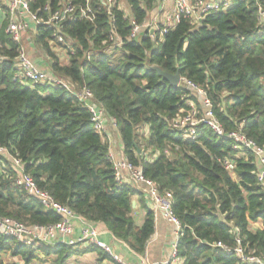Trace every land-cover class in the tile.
Segmentation results:
<instances>
[{
  "label": "trees",
  "instance_id": "trees-1",
  "mask_svg": "<svg viewBox=\"0 0 264 264\" xmlns=\"http://www.w3.org/2000/svg\"><path fill=\"white\" fill-rule=\"evenodd\" d=\"M125 1L130 15L118 6L110 16L99 0H92L94 23L77 18L63 24L61 31L76 52L67 64L55 58L53 29L40 26L34 39L52 60L54 74L79 89L90 88L117 121L128 161L142 165L160 194H172L183 264H241L235 254L215 247L221 242L235 248L237 240L245 252L264 260V185L258 159L252 151L242 154L206 124L198 126L195 138L175 129L191 104L204 115L203 99L184 84L172 86L152 69L179 74L202 88L226 133L242 130L264 149V28L257 15V3L264 6V0L239 1L199 24L182 19L163 40L157 34L156 40L142 36L138 41H129L131 20L146 22L157 0ZM65 2L85 6L86 0H30L32 12L45 20ZM6 26L7 18L0 30L2 53L10 57L0 65V147L19 159L56 202L93 225L104 224L143 255L155 234L154 212L144 206V223L136 224L132 203L141 192L117 182L108 141L75 97L47 83L13 80L18 46L5 34ZM112 27L124 46L88 59L89 52L105 48ZM226 159L236 164L234 173L226 170ZM17 178L11 158L0 154V219L12 218L30 228L60 223L62 217L18 187ZM74 248L26 246L0 233V264H66ZM87 251H97L100 261L109 257L93 245Z\"/></svg>",
  "mask_w": 264,
  "mask_h": 264
},
{
  "label": "built area",
  "instance_id": "built-area-1",
  "mask_svg": "<svg viewBox=\"0 0 264 264\" xmlns=\"http://www.w3.org/2000/svg\"><path fill=\"white\" fill-rule=\"evenodd\" d=\"M101 5L106 8L107 13L111 16L114 8L121 7V0H99ZM162 3H173V14L167 20V25L159 26L156 20L153 22H144L138 24L134 19L131 20V34L129 41H138L143 37H150L156 40L157 34L161 40L167 34L169 28H173L182 19H189L191 24H199L207 15L212 12H221L229 9L239 1L244 0H161ZM257 15L259 24L264 28V6L257 3ZM49 7L45 8L48 11ZM126 12V11H125ZM130 15V12H126ZM96 12L93 7L92 0H86L85 6H75L71 2H65L59 9L51 13L49 19L45 20L39 17L38 14L31 10L30 0H0V30L2 22L7 18V26L5 34L18 46L17 57L13 60L15 73L13 80L21 82L22 84L36 85L40 83H47L53 87L60 88L68 92L71 96L84 106L91 115V121L96 132L108 141L109 150L111 142V130L118 131L117 121L110 117L105 108H103L94 97L90 88L84 86L78 88L77 85L69 79H65L59 75L54 74L52 69L50 72H44L35 63L30 56L25 43V37L28 33L37 34L40 26L54 30V41L51 45L54 48H62L67 50L70 58L76 54L73 49V42L68 39L61 31L63 24L74 21L77 18L93 22L96 20ZM108 44L101 52H89L87 58L100 53L111 54L117 49L124 46V40L119 36L117 31L112 27ZM2 45L0 44V65L3 62L10 60V57L2 53ZM187 88L196 92L198 96L203 99L204 107L206 109L202 117L193 104L188 115L179 118L175 122L174 128L182 131L186 138H195L198 126L203 123L210 126L219 136H226L235 144V149L242 151H252L259 163V182L264 185V149L259 147L253 140L249 139L242 130H237L231 133H226L220 122L216 119L212 111V103L207 98L204 90L196 84L181 78V83ZM0 154L11 158L14 169L18 171V178L15 184L18 187L24 188L25 191L32 197L40 201V203L49 211H53L62 217V221L51 227H27L12 218L0 219V233L6 238H13L17 242L26 246H32L35 243H43L49 247L57 244H64L68 246L77 245H93L97 248L106 251L117 264H128L116 256L111 248L98 240V231L93 224L77 216L68 207L56 202L55 199L47 192L42 191L36 184L33 177L24 171L23 163L17 159L12 158L8 149L0 147ZM109 160L113 165L116 180L121 185H128L133 182L141 189V193L147 196L150 209L156 214L162 213L163 216L177 227L176 243L172 255L169 260L163 262H146L145 264H183L181 258L178 257L177 243L182 235L181 224L172 210V194L166 193L164 195L159 193L155 183L144 176L142 165L136 166L127 157L122 154L117 157L111 150L109 151ZM223 162V160H222ZM224 166L227 171L234 173L236 164L226 159ZM81 223L83 228L80 236L74 238V224ZM238 246L230 248L229 246L219 242L215 247L221 249L227 254H235L241 264H264V260L255 253H247L240 246V241L237 240Z\"/></svg>",
  "mask_w": 264,
  "mask_h": 264
},
{
  "label": "crops",
  "instance_id": "crops-1",
  "mask_svg": "<svg viewBox=\"0 0 264 264\" xmlns=\"http://www.w3.org/2000/svg\"><path fill=\"white\" fill-rule=\"evenodd\" d=\"M210 1V0H206ZM159 11L162 13L159 16L154 17L155 14ZM173 14V3H162L161 0L156 1V5L150 11L147 22L151 23L154 20L158 23L159 26L167 25V20ZM150 15L154 18L151 20ZM25 40L27 41L26 37ZM27 46V50L30 56L33 58L35 63L40 67V69L44 72H50L51 59L46 58V61L40 59H35L34 55L30 52V43ZM61 49L59 47L54 48L53 50ZM31 47V51H32ZM49 63H48V62ZM111 142H110V150L119 157L124 154V148L122 144V139L119 131L111 130ZM125 155V154H124ZM129 186L135 188L138 191H141L140 187L135 183L131 182ZM133 202L136 204L134 208V219L138 226H142L146 217V209L150 208L149 202L147 200V196L143 193L138 194L133 197ZM97 229L99 235L98 240L102 243L109 246L112 252L118 256L121 260L128 264H145L146 262H163L169 260L173 247L176 243V235H177V227L170 223L162 213L156 214L155 217V234L152 239L148 242L146 246V250L143 255H138L134 251H132L125 243L116 238L104 224L94 225ZM75 232L74 238L77 239L80 236L83 225L81 223L74 224ZM89 245H77L73 249V255L68 259L66 264H115L116 262L113 258L104 250L109 257L104 258L100 261V255L97 251H87L84 252ZM112 259V260H111ZM54 264V263H48Z\"/></svg>",
  "mask_w": 264,
  "mask_h": 264
},
{
  "label": "rangeland",
  "instance_id": "rangeland-1",
  "mask_svg": "<svg viewBox=\"0 0 264 264\" xmlns=\"http://www.w3.org/2000/svg\"><path fill=\"white\" fill-rule=\"evenodd\" d=\"M192 2L194 3L195 0H192ZM121 7L126 11V12H130V7L128 6V4L126 3L125 0H121ZM150 14V12H149ZM159 14L161 15L162 13H159V11L155 14L154 17H158ZM152 15H150V19L152 20L154 18ZM34 34L32 33H28L26 36L27 41L25 40V45L26 47L29 45L28 43H30L31 47H32V51H31V47H30V52L34 55V58L36 59H42L43 61H46V58L49 59V56L47 55V53L44 51V49L38 45L34 39ZM55 46V45H53ZM59 47V46H58ZM54 51V55L56 60H58L60 63L62 64H67L70 62V56L68 54V52H66L65 50L61 49H57V50H53ZM55 61V59H54ZM48 62V61H47ZM52 62V60H51ZM49 63V62H48ZM148 154L151 153V151L147 152ZM239 156H242V154L240 153ZM254 227H258V225H254Z\"/></svg>",
  "mask_w": 264,
  "mask_h": 264
},
{
  "label": "water",
  "instance_id": "water-1",
  "mask_svg": "<svg viewBox=\"0 0 264 264\" xmlns=\"http://www.w3.org/2000/svg\"><path fill=\"white\" fill-rule=\"evenodd\" d=\"M153 70L157 71L158 74L166 81H168L172 86L174 87H178L181 83V77L179 74L176 75H172V74H168L163 72L160 68L158 67H152ZM141 152L138 151V154H140ZM133 209L136 207V204L133 202L132 203Z\"/></svg>",
  "mask_w": 264,
  "mask_h": 264
},
{
  "label": "bare ground",
  "instance_id": "bare-ground-1",
  "mask_svg": "<svg viewBox=\"0 0 264 264\" xmlns=\"http://www.w3.org/2000/svg\"><path fill=\"white\" fill-rule=\"evenodd\" d=\"M226 139H227V137H226Z\"/></svg>",
  "mask_w": 264,
  "mask_h": 264
}]
</instances>
